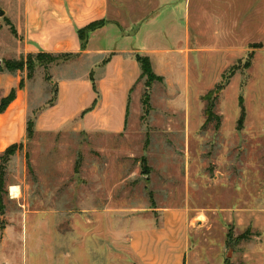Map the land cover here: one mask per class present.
Segmentation results:
<instances>
[{"label": "rangeland", "instance_id": "1", "mask_svg": "<svg viewBox=\"0 0 264 264\" xmlns=\"http://www.w3.org/2000/svg\"><path fill=\"white\" fill-rule=\"evenodd\" d=\"M142 2L112 5L127 7L129 19V8ZM145 2L148 9L134 18L155 10L153 0ZM259 5L190 0L189 13L200 15L192 37L196 52L186 64L164 65V76L152 69L155 79L141 77L129 96L124 130L107 137L31 125L54 102V65L66 60L53 56L39 65L31 59L32 68L26 66L22 39L5 21L15 28L21 0H0V61L23 57L19 69L0 72V107L6 105L0 112V264H137L130 230L161 208H183L192 218L183 264H264ZM213 11L225 16L209 19ZM240 12L246 14L244 33L233 26ZM222 20L231 30L214 32L212 23ZM68 65V75L85 69L75 61ZM16 92L22 97L10 108ZM208 107L215 117L208 118ZM6 113L22 114L21 124L10 127ZM9 130L15 136L5 139ZM9 146L13 153L3 164Z\"/></svg>", "mask_w": 264, "mask_h": 264}, {"label": "crops", "instance_id": "2", "mask_svg": "<svg viewBox=\"0 0 264 264\" xmlns=\"http://www.w3.org/2000/svg\"><path fill=\"white\" fill-rule=\"evenodd\" d=\"M143 1L141 8H129L134 13L127 19V7L114 6L112 0H21L15 28L22 52L73 55L54 65L56 98L37 114L33 123L37 131L57 133L70 127L88 134L118 135L125 128L131 91L141 79L136 55L148 56L160 76L165 74L164 65L188 63L196 52L192 37L199 30V11L189 13L190 0H153L152 13L134 18L139 16L136 11L148 9V0ZM259 13L258 32L264 37V0H260ZM219 15L225 16L213 11L207 17ZM102 20V26L91 31L82 45L78 30ZM237 20L233 26L244 33L246 14L240 12ZM230 26L225 20L212 23L214 32L231 30ZM72 61L82 64L83 73H66ZM16 95L10 108L22 97ZM21 117L6 113L5 120L12 127L21 124ZM13 136L14 130L4 133L5 139ZM147 218L146 225L130 230L129 248L136 263L183 264L192 222L188 212L161 208Z\"/></svg>", "mask_w": 264, "mask_h": 264}, {"label": "trees", "instance_id": "3", "mask_svg": "<svg viewBox=\"0 0 264 264\" xmlns=\"http://www.w3.org/2000/svg\"><path fill=\"white\" fill-rule=\"evenodd\" d=\"M6 21V24L10 27V30L13 34H16V30L13 26V24L9 21V19H5ZM104 23V21H97V22H93V23H90L89 25L83 27V28H80L78 30V36L80 38V40H82V45H84V43L86 42L87 38H88V35L91 31L95 30L96 28L102 26V24ZM59 55H63V59L65 60H68L71 58V54H51V53H28L27 55V58L29 59L28 60V63L26 64V66H28L29 68H32V64L30 63V60L31 59H36L38 60L39 62V65H43V61L44 60H48L53 57V56H59ZM23 57H21L20 60L16 61V60H4L2 63H3V66H2V63L0 64V72L5 69V70H14V69H19V67H21L23 65ZM136 59L138 60L139 62V65H140V69H141V75H140V78L143 77L144 75L147 76V78L149 80H152V79H155V75L152 71V68H151V63H150V60L148 58V56L146 55H136ZM29 75V74H28ZM11 99L8 100V102H10ZM8 104V103H7ZM2 107V108H1ZM0 107V112H2L4 110V108L6 107V105L4 106H1ZM206 113L208 115V118H212V117H215V115L212 113L211 111V107L207 108L206 109ZM31 125H33L31 123ZM30 125L28 123V125L26 126V131H29L30 130ZM12 148L9 146L5 151H4V154L7 155L6 158H4V155H2L1 159H2V162L3 164L6 163L8 161V157L12 154ZM4 190V171L3 169L0 170V201H1V193L2 191Z\"/></svg>", "mask_w": 264, "mask_h": 264}, {"label": "water", "instance_id": "4", "mask_svg": "<svg viewBox=\"0 0 264 264\" xmlns=\"http://www.w3.org/2000/svg\"><path fill=\"white\" fill-rule=\"evenodd\" d=\"M4 15V10L0 9V16H3ZM0 64H1V61H0Z\"/></svg>", "mask_w": 264, "mask_h": 264}]
</instances>
